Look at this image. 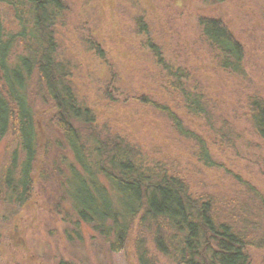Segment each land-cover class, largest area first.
<instances>
[{"label": "rangeland", "instance_id": "374dc122", "mask_svg": "<svg viewBox=\"0 0 264 264\" xmlns=\"http://www.w3.org/2000/svg\"><path fill=\"white\" fill-rule=\"evenodd\" d=\"M201 17L220 19L242 45L243 75L219 67L217 52L201 34ZM137 18L145 23L146 34L137 29ZM0 26L5 34L18 31L13 9L1 2ZM52 36L69 66L73 91L94 114L98 129L139 147L150 161L180 177L192 197L214 199L220 217L235 211L239 220L242 211L249 210L258 223L252 228L254 236L264 243V210L255 197L257 193L264 198V140L248 111L250 96L264 100V0H66ZM148 40L173 69L187 73L182 85L203 95L206 116L187 112L176 80L143 47ZM86 43L102 56L88 51ZM142 98L167 106L187 130L201 137L212 166L200 160L194 141L179 136L168 120L141 103ZM29 102L40 154L28 203H0V264H139L136 223L118 254L87 225L80 223L79 234L74 232V215L60 196L50 166L53 159L60 165L63 157L66 163L73 157L56 129L52 104L43 101L36 83ZM14 148L11 135L0 139V169ZM46 165L49 180H41ZM260 246L246 249L249 264H264V244ZM146 247L154 264H174L150 241Z\"/></svg>", "mask_w": 264, "mask_h": 264}, {"label": "trees", "instance_id": "16d2710c", "mask_svg": "<svg viewBox=\"0 0 264 264\" xmlns=\"http://www.w3.org/2000/svg\"><path fill=\"white\" fill-rule=\"evenodd\" d=\"M14 11L16 33L5 34L0 26V139L12 136L15 148L0 169V203L25 206L33 186L35 162L40 154L30 89L36 83L43 101L55 110V126L73 157L53 168L60 196L70 206L71 224L79 234V224L91 228L107 244L111 253H121L136 223L134 250L139 264H154L147 246L174 264H249L248 247L262 248L254 236L257 224L249 210L238 220L234 212L220 217L211 197H192L185 182L162 165L150 161L140 148L126 139L95 126L92 111L80 101L69 81V66L58 54L52 29L66 11V0H0ZM201 34L217 52L219 67L243 75L244 50L234 35L217 18L198 20ZM141 33L147 27L136 19ZM88 51L96 50L86 43ZM156 63L177 82L175 88L188 113L207 115L208 104L201 93L187 91L182 80L188 75L173 69L150 40L143 43ZM141 103L168 120L175 132L195 142L200 160L212 161L201 137L187 130L167 106L147 98ZM250 123L264 140V100L248 98ZM43 158L48 159V148ZM61 162V161H60ZM65 170L61 167L64 166ZM47 165L41 180L47 177ZM264 210V198L255 194ZM254 198V200L256 199ZM249 215L251 217H249ZM68 236L70 233L67 231ZM80 236V235H79ZM58 264H72L64 260Z\"/></svg>", "mask_w": 264, "mask_h": 264}]
</instances>
